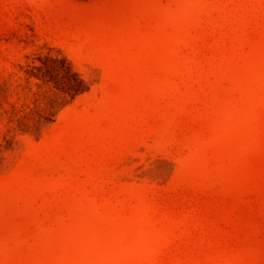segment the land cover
Segmentation results:
<instances>
[{"label": "rangeland", "instance_id": "rangeland-1", "mask_svg": "<svg viewBox=\"0 0 264 264\" xmlns=\"http://www.w3.org/2000/svg\"><path fill=\"white\" fill-rule=\"evenodd\" d=\"M0 264H264V0H0Z\"/></svg>", "mask_w": 264, "mask_h": 264}]
</instances>
